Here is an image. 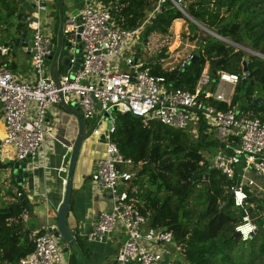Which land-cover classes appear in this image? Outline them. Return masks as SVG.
I'll return each mask as SVG.
<instances>
[{
  "label": "built area",
  "instance_id": "2783aa9c",
  "mask_svg": "<svg viewBox=\"0 0 264 264\" xmlns=\"http://www.w3.org/2000/svg\"><path fill=\"white\" fill-rule=\"evenodd\" d=\"M32 1L33 9L24 22L32 30L29 52L34 80L19 78L0 62V109L4 123L0 133V160L8 154L2 153V148H10L16 159L30 162V168L37 166L38 158L46 167L45 144L60 141L56 124L48 118V110L55 105H67L76 98L85 120L97 115L100 121L91 130L90 137L101 142L104 151L96 159L90 178L97 188L109 191L111 208L100 211L95 223L83 234L87 242H106L117 228H121L125 238L116 253L120 264H164V252H171L161 249L159 244L180 250L173 232L148 226L147 217L129 196L134 176L148 160L136 163L125 157L112 140L114 108L144 120L157 119L166 125L187 129L195 136L198 135L197 126L204 121V130H213V137L224 145V150L211 155L205 151L200 164L207 159L228 178L238 176V182L230 186L234 203L239 207L249 204L248 191L253 190L256 178L264 177V120L232 105L235 86L240 79L249 78L248 71H243L240 76L216 70L212 75L211 64L206 62L193 90L176 89L164 75L152 73L151 64H159L171 71L177 67L183 70L191 62L193 49L181 61L173 53L180 49L183 39H188V22L206 28L188 13L192 0H169L182 17L172 21L167 33L152 32L147 36V28L165 0H151L142 19L132 27L115 22L110 7L84 0L77 16L67 15L61 21L60 32L64 40L70 42V58L68 70L58 76V83L52 69H56L57 74L61 53L56 54L51 68L46 65L48 56L56 53L52 34L44 30L41 17V12L48 10L49 0ZM50 25L55 29L57 22L52 20ZM212 32L231 44L230 39L224 37V40ZM154 34L158 38L152 39ZM79 43L82 67L76 68L72 77L70 71L76 62ZM164 46L167 48L165 55L158 56ZM9 50L10 44L0 36V58ZM245 51L255 55L259 52L250 48ZM102 133L105 134L103 141L99 139ZM235 139H239V144L234 143ZM62 143L66 151L61 155L58 171L65 174L62 180L66 185L72 144ZM55 227V223H49L42 228L44 233L41 234L31 230L34 250L16 264H61L66 259L64 244H60L63 240L60 235L51 232ZM256 229L257 225L248 213L235 227L242 240L248 239Z\"/></svg>",
  "mask_w": 264,
  "mask_h": 264
},
{
  "label": "trees",
  "instance_id": "16d2710c",
  "mask_svg": "<svg viewBox=\"0 0 264 264\" xmlns=\"http://www.w3.org/2000/svg\"><path fill=\"white\" fill-rule=\"evenodd\" d=\"M1 1L0 22L5 16L18 18L21 14L20 19H24L29 13L21 6L10 5L9 0ZM93 1L110 7L114 21L124 27L136 25L151 3V0ZM54 2L55 12L61 10L63 0ZM188 13L222 37L264 54V0H192ZM178 17H182L179 10L165 0L147 28L146 36L152 32L167 33ZM22 23L23 27L17 23L20 34L27 28V24ZM189 29L187 38L193 45L199 35H203L199 60L190 62L183 70L177 67L168 71L159 64H151L153 74L164 75L174 88L184 90L194 89L206 62H215L218 71L242 76V61L246 56L243 49L203 34L194 23H189ZM12 49L10 46L9 52ZM166 51L164 46L158 56H164ZM248 66V81L243 84L240 79L236 84L232 105L264 120V58L250 55ZM211 74L214 75L212 70ZM256 97H260L258 104L253 102ZM114 118L115 131L111 137L125 157L139 163L154 156V170L146 162L143 164L132 180L129 196L147 217L148 226L173 232L180 250H173V258H165L164 264H264V198L254 190L248 191L249 204L236 206L230 186L237 183L239 177L228 178L207 159L200 164L205 151L211 155L224 150V145L213 137L214 131L204 130V121L197 126L198 135L195 136L187 129L175 128L157 119L144 120L131 112L115 110ZM90 132L86 131L88 137ZM234 143L239 144V139ZM193 172L197 173L196 177ZM150 174L156 181L163 178L162 183H152ZM9 181L8 195L12 198L0 205V264H16L35 247L34 236L24 217L30 211H26L20 199L22 195L28 203L27 193L13 173ZM245 213L251 216L257 229L248 239L242 240L234 233ZM41 233L44 229L38 230V234ZM73 236L81 256L88 254L78 232ZM72 249L68 264H78Z\"/></svg>",
  "mask_w": 264,
  "mask_h": 264
},
{
  "label": "crops",
  "instance_id": "0c3cea01",
  "mask_svg": "<svg viewBox=\"0 0 264 264\" xmlns=\"http://www.w3.org/2000/svg\"><path fill=\"white\" fill-rule=\"evenodd\" d=\"M54 3V0H49L47 2L48 9L49 5L53 6ZM43 23L45 24L43 26L44 30L51 33L52 39L54 38L53 43L57 51L61 38L63 37L60 32V26H58V29H52L50 22L45 23L44 20ZM20 36L21 34L17 33L14 39L10 41L12 42L10 46L14 47L16 38ZM30 41L31 40L28 39L26 49H24V46L19 45L15 50L12 49V52L0 58V62H3L6 66L10 65L11 67L9 68L19 78L27 81H32L35 78L30 63ZM56 54L57 53H55L52 58L46 60L48 68L52 67ZM60 75L61 74L58 72L57 76ZM75 102H77L76 98L67 104L69 108L61 103L48 110V118L53 120L56 124V133L60 141H48L45 144L46 167L41 165L42 161L39 158L35 162L37 166L34 169L29 167L31 165L30 162L23 160L27 163L26 170H28L29 176L23 180L21 186L27 193V198L29 200L28 204L32 206L31 209L29 208L30 212L27 211L29 213L24 214V217L26 225L31 230H40L45 225L52 223L53 220H55L56 209L63 199L65 185L63 184L62 178L65 174L60 173L58 167L62 162L61 155L66 151V147L62 142L73 145L79 130L78 118L70 110L74 109L72 104ZM79 112L82 113L80 108ZM3 129L4 123L2 111L0 109V133H2ZM90 135L82 145V150H80L77 159L72 186L73 202L69 205L66 218L70 230L74 232L73 234L78 232L88 249V254H82L83 264H120L116 260V253L125 238V234L121 228H117L106 242H87L83 236V234L95 223L99 212L111 208L109 191L97 188L90 178L96 159L104 151V145L101 142L95 141ZM1 152L8 153L2 157V160L15 156V154L10 151V148H2ZM8 169L9 171L6 175L12 173V166H9L6 170ZM22 175L21 173L19 176L21 177ZM253 190L264 198V177L256 178ZM10 199L11 198L8 200ZM158 247L169 250L173 258V248L166 244H159ZM71 249L69 247L67 255H64L66 259L61 264H68L72 252Z\"/></svg>",
  "mask_w": 264,
  "mask_h": 264
},
{
  "label": "water",
  "instance_id": "95a60500",
  "mask_svg": "<svg viewBox=\"0 0 264 264\" xmlns=\"http://www.w3.org/2000/svg\"><path fill=\"white\" fill-rule=\"evenodd\" d=\"M20 17H21V14H19L18 18L20 19ZM60 25L62 27L63 22H61ZM20 26L23 27L22 22H20ZM27 32H28V29L24 28L21 36L16 38L15 43H14L15 46L13 47L14 50L19 45L24 46V49L27 48L26 47L27 43H28ZM202 38H203V35H199L198 41L195 44V47L193 48V56L191 58V62H196L200 58V56H199L200 55L199 43H200ZM222 39H224V37ZM224 40H226V39H224ZM229 42L232 45L240 46L243 50H246V48H248V47L242 46L238 43H235L231 40H229ZM9 44L11 45L12 42H10ZM69 47H70V42L64 41L63 37H62L60 45H59L56 53L57 54L61 53L62 58H61L60 62L64 66H69V58H70V55H68ZM247 52H248V54H246V56L244 57V59L242 61V70L243 71L249 70L248 63H249V57H250L251 51H247ZM256 55L261 57V58H264L263 53L257 52ZM52 57H53V55L48 56V58H52ZM81 62H82V59H81V43H79V47H78L77 54H76V62L74 63V66H73L72 70L70 71V75L72 77L74 76L75 69L82 67ZM211 67H212L213 74H215L216 73L215 62H213L211 64ZM52 71H53L54 80L58 83V76L56 74V69H52ZM247 81H248L247 76L242 79L243 84H245ZM259 100H260V97H256L253 99V102L258 104ZM72 105L74 106V109L73 110L70 109V110L78 118L79 130H78L76 139L72 145V149L70 152L69 165H68V171H67V175H66V185H65L63 199L56 209L55 220H53V222H52V223L56 224V227L51 229V232L55 236L60 235L63 238V240H64L63 251L68 252L69 247H72L74 249L73 251H74V253L78 259V264H83V258L81 256V253L75 248V240H74V236H73L74 232H72L70 230V227H69L68 222H67L66 214L68 212L70 203L73 202L72 186H73V176H74V172H75L77 159L79 157L80 150L82 148V144L88 139V136L86 133V120L83 117L82 113L79 112V104L77 102H75ZM64 106L69 108L66 104H64ZM114 110H116V108H114ZM105 115L107 116L108 114L106 113ZM108 126H109V124L107 123L106 128H108ZM104 137H105V134L102 133L100 135L99 139L101 141H103ZM5 165L8 167L12 166V173L15 176L16 181L19 184H22L23 180L29 176V172H28V170H26L27 169V163L24 162L23 160L16 159L15 156L10 157L8 159L0 160V167H6ZM21 173L23 175L20 177L19 175ZM193 174H194V177L197 176L196 172H193ZM231 194H232V192H231ZM20 199H21V203L25 205L26 211H29V208L31 209L32 206L26 202V199H24L22 195H20ZM234 236L240 237V233L235 231ZM164 256L166 259H172V255L168 254L167 252H164Z\"/></svg>",
  "mask_w": 264,
  "mask_h": 264
},
{
  "label": "rangeland",
  "instance_id": "374dc122",
  "mask_svg": "<svg viewBox=\"0 0 264 264\" xmlns=\"http://www.w3.org/2000/svg\"><path fill=\"white\" fill-rule=\"evenodd\" d=\"M8 2L10 5H18L19 7L21 6L25 13L31 12L33 9V1L32 0H9ZM83 4H84V0H63L61 10L58 9L57 12H55L56 9L54 10L55 4H53V6L49 5V9L47 11H43L41 13L42 20L43 21L45 20V23H49V21L51 22L52 20H55L56 22H59L58 26L61 27V25H60L61 19L65 18L67 15H76L77 16L79 14V11H80L81 7L83 6ZM1 5H2V1L0 0V6ZM20 22H24V19L23 18L18 19L15 16H11V17L5 16V18L2 19V22L0 24V36L5 42L12 41L14 39V37L16 36V34L19 33L18 28H17V23H20ZM189 23L192 24L193 22L190 21V22H188V24ZM58 26L56 25L55 28L58 29ZM198 27L203 32V34L214 36L212 33L213 30L209 29L208 27H206V26H205L206 28H201L200 26H198ZM31 36H32V30L28 31V34H27V37L30 40H31ZM154 38L155 39L158 38V35L154 34L152 39H154ZM227 39H229V38H227ZM174 44H175V42L171 46L173 47ZM234 46L242 49L240 46H236V45H234ZM194 47H195V45L191 44L188 41V39L185 38V39H183L182 46L180 47V49L177 52L173 53V56H175L178 61H181L183 58H185L188 55V53ZM245 53L248 54V52H246V51H245ZM250 55H255V54L250 53ZM67 70H68V66H64L62 64L59 66V74H63ZM256 89H258V88H256ZM257 92H258V90L256 91V93ZM114 112L115 111L113 110V114H114ZM86 121H87L86 131L90 132L94 128V126L99 123L100 119L98 118L97 115H95L89 119H86ZM103 121H106V120H103ZM153 159H154V156L150 157L148 159V163H147V165L151 168V170H154ZM8 171H9V169L6 170V167H0V205L2 204V201H6L9 198H12L11 196L8 195V190H9L8 188L10 186L9 175H6L8 173ZM150 179H151L152 183L154 181L157 184H159V183H162L161 180L163 178L160 177L158 179V181H156V177H153L150 174ZM60 244H64V240H61ZM63 255H67V252L63 251ZM175 256H179L178 253H175Z\"/></svg>",
  "mask_w": 264,
  "mask_h": 264
},
{
  "label": "flooded vegetation",
  "instance_id": "af4514ba",
  "mask_svg": "<svg viewBox=\"0 0 264 264\" xmlns=\"http://www.w3.org/2000/svg\"><path fill=\"white\" fill-rule=\"evenodd\" d=\"M28 33V32H27ZM7 169V168H6Z\"/></svg>",
  "mask_w": 264,
  "mask_h": 264
}]
</instances>
